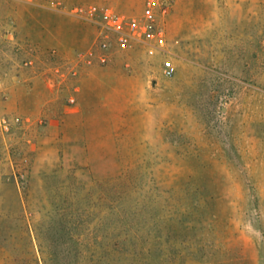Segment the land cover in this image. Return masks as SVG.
Instances as JSON below:
<instances>
[{
  "label": "rangeland",
  "instance_id": "1",
  "mask_svg": "<svg viewBox=\"0 0 264 264\" xmlns=\"http://www.w3.org/2000/svg\"><path fill=\"white\" fill-rule=\"evenodd\" d=\"M0 264H264V0H0Z\"/></svg>",
  "mask_w": 264,
  "mask_h": 264
},
{
  "label": "built area",
  "instance_id": "2",
  "mask_svg": "<svg viewBox=\"0 0 264 264\" xmlns=\"http://www.w3.org/2000/svg\"><path fill=\"white\" fill-rule=\"evenodd\" d=\"M103 25L118 34L119 42L123 45L129 43V40L144 41L146 36L152 37L150 32V25L148 22L138 21L136 19L128 20L119 14L108 11L104 16ZM126 27L128 30L126 31ZM173 69L171 61L165 64V71L170 73Z\"/></svg>",
  "mask_w": 264,
  "mask_h": 264
}]
</instances>
